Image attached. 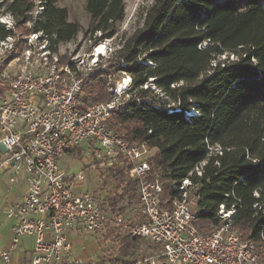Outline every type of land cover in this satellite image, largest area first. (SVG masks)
<instances>
[{"label": "trees", "instance_id": "obj_1", "mask_svg": "<svg viewBox=\"0 0 264 264\" xmlns=\"http://www.w3.org/2000/svg\"><path fill=\"white\" fill-rule=\"evenodd\" d=\"M57 1L39 0L31 26L25 23L34 0H0V14L10 13L14 28L26 33L41 31L57 49L81 30ZM85 8L97 39L116 33L124 0H85ZM14 31L0 23V38ZM119 42L107 65L82 79L84 99L110 98L107 77L129 74L130 98L110 113L107 126L156 147L150 162L167 201L178 191L172 181L191 180L199 229L221 223L222 204L235 209L232 227L239 236L264 247V0H152L142 23ZM225 53L235 57L218 59ZM203 160L198 175L194 167ZM109 173L115 194L105 201L116 206L126 197L130 203L136 181L128 168L121 163ZM139 240L122 235L110 264H136L125 257Z\"/></svg>", "mask_w": 264, "mask_h": 264}, {"label": "built area", "instance_id": "obj_2", "mask_svg": "<svg viewBox=\"0 0 264 264\" xmlns=\"http://www.w3.org/2000/svg\"><path fill=\"white\" fill-rule=\"evenodd\" d=\"M2 19L6 28L15 29L14 22L7 25ZM103 44L114 51L109 43ZM17 47L15 55L2 59ZM94 49L88 56L72 52L63 62L41 31L21 37L14 31L0 38V173H7L8 191L20 181L26 186L19 202L0 208L14 221L11 244L1 252L2 259L9 260V251L22 235L34 234L24 264H90L72 258L69 232H104L125 223L119 207L95 192L78 191L82 175H68L61 168L64 156L82 153L88 167L105 169L122 163L136 181L130 205L135 206L137 220L127 229L153 246L136 264H264L258 244L242 239L232 227L235 209L225 210L221 204V223L202 231L195 223L198 195L191 180L172 181L178 191L167 201L150 162L156 147L128 141L107 126L110 113L130 98L129 74L128 85L119 88L118 82L110 87V98L84 99L82 78L95 70L102 54ZM205 162L194 167L198 175Z\"/></svg>", "mask_w": 264, "mask_h": 264}, {"label": "rangeland", "instance_id": "obj_3", "mask_svg": "<svg viewBox=\"0 0 264 264\" xmlns=\"http://www.w3.org/2000/svg\"><path fill=\"white\" fill-rule=\"evenodd\" d=\"M152 0H124V16L121 21L117 23L116 33L110 38L97 39L100 32L91 33L90 32V15L85 8V0H58L57 5L65 7L68 11V19L72 21H77L81 30L77 35L67 42H61L58 44V52L61 56V61L67 62L70 58V54L75 51H79L83 55H89L98 42H106L112 45L114 51H107L108 48L105 45V51L99 57L98 63L95 70L99 66H106L108 63V58L112 57L115 54V50L119 47L120 40L129 36L133 30L142 23V17L145 9L151 3ZM34 7L31 11V19L26 22V26H31L32 21L38 15L40 9L39 0H34ZM3 21L10 25L14 22V19L11 18L12 15L8 12L0 14ZM2 23V22H0ZM6 27V26H5ZM17 34L19 36L26 35V31L23 27H16ZM20 47H17V51H13L5 56L2 59L7 61L11 56L15 55ZM111 49V48H110ZM228 57L229 59L234 58L232 53H225L219 56L218 59H224ZM94 70V71H95ZM93 71V72H94ZM92 72V73H93ZM90 75V74H89ZM127 73L117 72L111 73L107 77L106 88L110 91V87L117 84L122 80V77H126ZM83 76V78L87 77ZM82 78V79H83ZM153 87V84L150 83ZM61 168L68 174H80L83 176L82 179L78 180L76 185L78 186V191H90L95 192L98 197L105 200L110 196L115 194V180L109 170H115V167H112L108 170L105 169H96L94 167L87 166V158L82 155V153H75V155H66L60 160ZM127 175L126 179L128 181ZM135 198V197H134ZM128 199H124L117 202L116 206L120 208L122 215L124 216L125 223L118 227H113L105 230L104 232H88L84 229H72L71 235V253L72 258H80L82 261L88 262L90 264H110L109 259L115 257L117 254L118 243L120 237L124 234H129L127 227L129 224L137 220V214L134 211L135 206L128 204ZM110 203V202H109ZM134 207V208H132ZM132 208V210H131ZM5 215V214H4ZM1 233L6 234L9 232V228L12 221L8 217L1 218ZM5 231V232H3ZM20 245L26 249H31L35 242L34 234H24L21 236ZM19 245V247H20ZM3 244H0V248ZM261 257L264 256V247L258 246ZM33 249V248H32ZM153 249L152 244L147 243L144 240H139V243L133 248L132 254L127 255L125 259L136 261L141 256L149 253ZM15 252V251H13ZM11 252V254L13 253ZM16 253H19V248L16 250ZM0 264H5L0 260Z\"/></svg>", "mask_w": 264, "mask_h": 264}, {"label": "crops", "instance_id": "obj_4", "mask_svg": "<svg viewBox=\"0 0 264 264\" xmlns=\"http://www.w3.org/2000/svg\"><path fill=\"white\" fill-rule=\"evenodd\" d=\"M7 186H8V182H7V173L6 172H2L0 173V208L5 210L6 208H8L10 205H12L15 202H19L22 199V196L25 193L26 190V186L25 183L20 181L17 184H15L11 190H7ZM6 217L4 215V213L2 211H0V222H1V218ZM7 218V217H6ZM10 219V218H8ZM12 221V223L10 224V226L5 227V228H9V232H5L1 233L0 232V244H3V246L0 248V254L3 250H6L10 247L11 244V238H12V226L14 221L12 219H10ZM1 226V223H0ZM1 228V227H0ZM2 230V229H0ZM69 239L71 238L72 235V230L69 232ZM20 243L22 244L21 241H19L16 245L15 248L11 249L9 251V260L5 261L2 259L1 255H0V260L2 262H4L5 264H24L30 257L31 255V249H26L24 247H22L20 245ZM20 245V247H19ZM19 248V253H16V250ZM15 251V252H13ZM11 252H13L11 254Z\"/></svg>", "mask_w": 264, "mask_h": 264}, {"label": "bare ground", "instance_id": "obj_5", "mask_svg": "<svg viewBox=\"0 0 264 264\" xmlns=\"http://www.w3.org/2000/svg\"><path fill=\"white\" fill-rule=\"evenodd\" d=\"M94 51H95L96 53H98V54L104 52V51H105V45H104L103 43H102L101 45H98V46L96 47V49H94ZM129 82H130V77H125L124 80H121V81L119 82V88H123V87H125L126 85L129 84Z\"/></svg>", "mask_w": 264, "mask_h": 264}]
</instances>
